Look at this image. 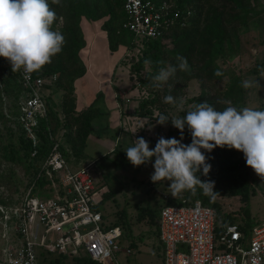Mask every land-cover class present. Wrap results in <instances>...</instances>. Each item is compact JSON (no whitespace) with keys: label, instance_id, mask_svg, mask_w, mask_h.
I'll list each match as a JSON object with an SVG mask.
<instances>
[{"label":"trees","instance_id":"16d2710c","mask_svg":"<svg viewBox=\"0 0 264 264\" xmlns=\"http://www.w3.org/2000/svg\"><path fill=\"white\" fill-rule=\"evenodd\" d=\"M145 1H151L157 5L168 2L173 5V13L180 12L178 19L173 20L174 15L168 18L169 22L164 27L163 35L159 38L141 39L125 28L129 21V15L125 9L126 0H60L59 5L51 4V0H49L50 7L56 12L53 30L59 31L64 36V44L62 51L52 58V62L40 71L34 72V75L36 78L56 77L55 85L63 90V120L60 119V115L52 106H50V113L55 132L58 134L62 129L67 131L65 142L61 148L70 165H72V158H77L79 161L84 159L88 140L95 131L94 122L106 114L101 105L103 99L100 96L102 93L98 96L100 99L97 100V98L86 109L80 112L77 110L75 83L87 73V66L81 57L83 49L87 46L82 29L84 19L104 21L102 29L107 34L111 52H115L121 47L132 50L139 40L142 47L141 57L139 63L134 65L132 70L134 74H141L148 67L150 73L141 80V86L151 88L148 97L140 102L139 117L146 119L153 117V108L162 103L165 96L172 95L177 98L178 95H181L182 90L193 81H198L201 87L200 95L193 99L195 104L207 101L221 111L229 106L228 102L238 110L246 107L247 94L241 86L242 78L233 74L231 80L225 84L224 80L227 75L218 62L226 53L234 54L235 44L241 49L239 31L260 16L261 13L256 9L264 0ZM61 20L63 26L57 28ZM180 56L187 59L190 70L187 72L177 70L168 83L161 86L164 95H160L152 84V77L162 67L177 66V57ZM146 59H150L152 63L145 65ZM216 70L222 71L223 75H214ZM223 84L225 85L222 86ZM152 87L155 89L152 90ZM23 92L19 72L13 73L9 61L0 57V159L9 166L23 165L26 168V173H29L31 178L27 189L35 184V194L41 197H54V185H57L58 179L52 176L48 169L42 170L53 145L48 135L47 124L43 123L40 145L35 147L33 141L26 136L21 125L15 120L19 114V103ZM100 100L101 102H99ZM6 109L12 118L7 116ZM4 130L10 139L8 144L3 139ZM183 137L187 139L185 145L191 144L192 138L187 127ZM117 151L118 149H115L113 153ZM240 153L227 147H217L210 153L204 151L206 162L211 165V171L207 176H204L201 169L197 175L201 181L214 182V191L217 194L205 195L203 190L197 186L194 193L186 191L177 199H169L165 206H182L201 201L214 208L217 236H220L229 225L236 224L238 217L236 214H224L218 199L225 196L241 197L245 203L249 199L250 176L246 162L239 159ZM122 157L128 160L124 152ZM104 158H109V155ZM41 171H43L42 176L38 178ZM0 193L3 196L4 204L11 205L15 202L11 198L8 199V191L3 186L0 187ZM115 194L110 191L108 195H103L102 203L97 209L100 210V206ZM161 210L162 208L158 210L147 206L138 214L141 223L149 220L150 225L156 226L155 234L158 237ZM243 213L244 224L237 223L236 225L245 232L248 238L256 224L250 221L248 206L245 207ZM121 225L129 231L132 229L128 213L125 210L119 213V222L111 225V227H121L125 238L126 232ZM133 246L134 243H131L129 248L132 249ZM50 257L53 255L40 252V264H52L53 261ZM57 257L53 264H65V261L69 259L63 255ZM73 260L78 264H97L87 257Z\"/></svg>","mask_w":264,"mask_h":264},{"label":"built area","instance_id":"2783aa9c","mask_svg":"<svg viewBox=\"0 0 264 264\" xmlns=\"http://www.w3.org/2000/svg\"><path fill=\"white\" fill-rule=\"evenodd\" d=\"M125 9L129 15L125 28L141 39L161 37L168 18L180 16L179 11L173 13L168 2L157 5L126 0ZM19 75L24 92L15 120L35 147L40 145L43 123L47 124L53 145L42 170L48 169L58 183L54 197L35 194L33 184L12 205L4 204L0 193V226L6 240L0 264H40V252L71 259L87 257L97 264H120L117 255L130 256L133 251L123 250L122 228L106 225L105 215L97 209L105 191L97 189L93 177L96 162L73 169L61 148L67 131L62 129L57 134L54 130L45 91L56 77L36 78L32 73L26 79L23 71ZM5 113L12 118L7 109ZM216 222L215 209L201 201L163 207L158 231L164 264H264V222L252 229L250 238L236 224L217 236Z\"/></svg>","mask_w":264,"mask_h":264},{"label":"rangeland","instance_id":"374dc122","mask_svg":"<svg viewBox=\"0 0 264 264\" xmlns=\"http://www.w3.org/2000/svg\"><path fill=\"white\" fill-rule=\"evenodd\" d=\"M256 10L261 13L260 16L239 31L241 49L235 44L234 54L230 55L226 53L218 63L227 75L224 80L225 84L231 80L233 74L236 77H241L242 81L249 78L260 81L259 86L245 89L247 94L246 107L264 110V78H261L259 74V70L264 68V2ZM103 23V20L91 21L84 19L82 21V29L85 39H87L89 34L99 30ZM62 26L63 21L61 20L57 28H61ZM97 39V54L95 53L94 60L95 69L91 70L89 74H86L84 78L76 83V96L77 108L81 111L93 103L100 93H102L100 96L103 99L101 105L103 106V112L106 114L101 117L109 125L107 140L112 143L116 142L117 145H115L114 149H118L119 151L112 152L109 154V158L99 160L94 166L93 177L97 183V189L99 191L104 190V195H108L110 191L116 193L114 197L108 199L100 206V211L106 217V225H114L119 222V213L121 211L125 210L128 213V220L132 229L129 231L121 225L124 227L123 229H125L126 234L125 238L121 239L120 246L123 250H126L131 246V243H134L132 247L133 254L127 256L125 253H119L117 256L120 264H163L164 250L155 234L156 226L150 225L149 220L141 223L138 214L147 206L160 210L169 199L174 198L171 196L168 188L169 182L161 181L158 184H154L151 181V176L154 172L152 164L155 158H153L152 163L134 167L128 160L122 157V153H125L128 147L134 145L135 139L141 137L149 143L150 149L155 148L157 140L160 137L166 139L175 138L182 144H185L187 139L183 137L181 140L180 131L172 126L171 121L166 125H160L158 120L161 115L167 116L169 120L174 117L184 116L189 107L195 105L193 99H196L200 95L201 87L198 81L191 82L182 90L181 95H178L175 105L167 106V104L162 102L153 108V117L149 119L141 118L136 115V111L139 110L141 100L148 97L151 88L141 86V80L145 79L148 73H150L148 67L141 74H134L132 70V67L139 63L141 57L142 47L139 40L136 47L132 50L121 47L119 50L111 52L109 40L105 34L100 35ZM81 57L84 62V53L81 54ZM87 64L89 63L87 62ZM113 75H116L115 78L112 77ZM108 76L112 78L113 85L111 86L109 82L105 81L100 85L102 87L101 90H98L99 86L95 79L100 78V80H105L109 78ZM113 86L119 89L117 96L119 95L120 97L122 93L128 92L127 95L131 101L129 107L125 108L128 113V123L126 122L124 132H118L119 128L121 129L119 126L118 129L115 128V125H119L120 115L112 110V104L114 103ZM154 89L152 87V90ZM156 91L160 95H164L163 88L156 87ZM45 94L54 110L62 116L63 90L51 81L50 87L46 89ZM99 102L98 106L100 105ZM181 103L184 106L183 111H180L177 107ZM104 104L107 106L104 107ZM116 112L118 111L116 110ZM131 116H135V119L131 118ZM3 139L6 144L10 141L5 130L3 132ZM239 159L245 161L242 152L239 155ZM71 164L75 169L80 168L81 160L72 158ZM247 168L250 176L248 201L245 203L241 197L225 196L220 197L218 202L222 206L224 214L237 215L236 224H244V216L242 215L244 214L245 207L248 206L250 221L258 225L264 222V180H261L253 169L248 166ZM0 170V187L3 186L8 191V199L11 198V200L16 201L27 190V186L31 180L29 173H26V168L23 165L9 166L1 159ZM13 226L14 222H11L10 228H13ZM12 234L15 235L14 232ZM5 245L4 232L0 226V257ZM65 264L78 263L69 258L65 261Z\"/></svg>","mask_w":264,"mask_h":264},{"label":"clouds","instance_id":"9594fccd","mask_svg":"<svg viewBox=\"0 0 264 264\" xmlns=\"http://www.w3.org/2000/svg\"><path fill=\"white\" fill-rule=\"evenodd\" d=\"M51 4H60V0H51ZM56 12L50 7L49 0H0V57L9 61L12 72L23 71L25 78L40 71L52 62V58L62 51L64 36L53 30ZM178 65L160 68L152 77V84L161 87L167 84L177 70L189 71L185 57H177ZM150 59L145 65L151 64ZM264 78V68L259 70ZM216 76L223 72L216 70ZM260 81L249 78L241 82L244 89L259 86ZM165 104L175 105L176 98L167 95ZM222 111L209 102H200L189 107L182 117L171 120L161 115L158 123L172 126L183 133L187 127L191 134V144H182L175 138L160 137L154 149L144 138L135 139L134 145L125 150L128 161L134 167L152 164L154 172L151 181L158 184L169 182V191L174 198L186 191L195 192L199 186L205 195L217 194L214 182L201 181L197 173L203 170L207 176L211 165L206 162L204 151L215 148L235 149L242 152L248 167L264 180V110L251 107L237 109L230 105ZM183 111V104L177 105ZM203 150V151H202Z\"/></svg>","mask_w":264,"mask_h":264},{"label":"crops","instance_id":"0c3cea01","mask_svg":"<svg viewBox=\"0 0 264 264\" xmlns=\"http://www.w3.org/2000/svg\"><path fill=\"white\" fill-rule=\"evenodd\" d=\"M102 34H105L107 37L106 32H104L102 27H101L99 30H96L95 32H93L92 34H89L87 36V39H86L87 47L82 52L85 55L84 63L87 66V73L86 74H89L91 72V70L95 69V65H94L95 53L97 54L96 43L98 40L97 38ZM86 61L89 64H87ZM97 70H99V69L97 68ZM115 76L116 75H113L112 77L115 78ZM96 77H98V76H96ZM108 77H107L108 79H105V80H100V78L95 79L98 83V86H99L98 90H101L102 87H100V85L103 84V82H105V81L109 82L111 84V86L113 85L114 82H113V80H111L112 78L110 76H108ZM81 79H79V80H81ZM79 80H77L76 83ZM76 83H75V87H76ZM76 91H77V87H76ZM118 92H119V89L116 86H113V93H114L113 102L114 103L112 104L113 105L112 110L115 113H118L120 115L119 125H115L116 126L115 128L118 129V126H119V127H121V129L119 128L118 132L119 131L124 132L126 122L128 123V119H127L128 113H127V110H125V108L129 107V105L131 104V101L128 98V95H127L128 92L122 93L120 95V97H119V95L117 96ZM106 106L107 105L104 104V107H106ZM77 110H78V108H77ZM116 110L118 112H116ZM78 111L80 112V110H78ZM137 112L138 111H136V115H138ZM131 118L135 119V116H131ZM102 119L103 118L101 117L94 122L95 131L93 132V134L90 136V138L88 140V146L85 150L84 159H81L80 168L82 166L88 164V163H91V162L98 163L99 160L108 156L109 154H111L115 150L114 147L117 144H116V142L112 143L109 140H107V136H109V133H108L109 125L107 122L103 121ZM119 135H121V134H119ZM72 168H73V166H72ZM73 169H75V168H73ZM77 169H79V168H77ZM156 236L158 237V235H156ZM158 240H159V237H158ZM57 256L58 255H53V257H51V261L54 262L55 260H57V258H58ZM53 262H52V264H53ZM163 264H164V262H163Z\"/></svg>","mask_w":264,"mask_h":264}]
</instances>
